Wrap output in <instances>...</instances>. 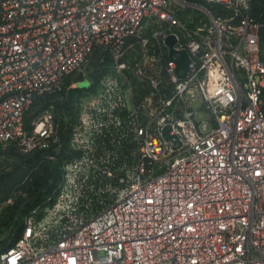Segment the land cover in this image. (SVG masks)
<instances>
[{"label":"built area","instance_id":"obj_1","mask_svg":"<svg viewBox=\"0 0 264 264\" xmlns=\"http://www.w3.org/2000/svg\"><path fill=\"white\" fill-rule=\"evenodd\" d=\"M263 87L264 0H0V145L57 175L0 264H264Z\"/></svg>","mask_w":264,"mask_h":264},{"label":"trees","instance_id":"obj_2","mask_svg":"<svg viewBox=\"0 0 264 264\" xmlns=\"http://www.w3.org/2000/svg\"><path fill=\"white\" fill-rule=\"evenodd\" d=\"M93 56L98 58L95 62H92V67H104L108 60V56L98 52ZM261 99L262 109L264 110V87L261 91ZM48 104V96L38 100L37 104L31 105L27 114V119L33 117L37 110L45 108ZM4 153L9 157L0 160L3 162L0 163L2 164V166L0 165V203L5 202L10 196L13 197V202L8 204V208H10L13 213L9 215L7 221L10 222V228L13 229L15 235L11 242L0 246V253L12 247L17 238L21 235L24 229L26 209L32 202L38 200L33 198L34 193L37 191L48 192L52 189L57 179L56 171L51 170L46 163L39 162V158L35 154H22L14 148L13 144H6L4 150L0 145V155ZM17 190L26 193V197H20L21 195H18L20 193H16Z\"/></svg>","mask_w":264,"mask_h":264},{"label":"rangeland","instance_id":"obj_3","mask_svg":"<svg viewBox=\"0 0 264 264\" xmlns=\"http://www.w3.org/2000/svg\"><path fill=\"white\" fill-rule=\"evenodd\" d=\"M97 58L98 57H95V56L92 57L90 67H92V62H95ZM0 163H3V162L0 161ZM0 165L2 166V164ZM23 194L24 192H20V194L18 195H21L20 197H23L24 196ZM11 213L13 212L10 208H8V204L1 202L0 203V246L6 245L9 242H11L15 235L13 229L10 228L11 227L10 222L7 221Z\"/></svg>","mask_w":264,"mask_h":264},{"label":"water","instance_id":"obj_4","mask_svg":"<svg viewBox=\"0 0 264 264\" xmlns=\"http://www.w3.org/2000/svg\"><path fill=\"white\" fill-rule=\"evenodd\" d=\"M167 42L172 44L174 42V39L172 37H168ZM170 54H178V58L176 60L177 69H183L185 74V72L188 71L189 68V59L185 51H174L173 49H171Z\"/></svg>","mask_w":264,"mask_h":264}]
</instances>
